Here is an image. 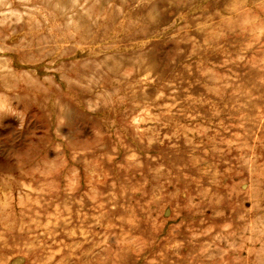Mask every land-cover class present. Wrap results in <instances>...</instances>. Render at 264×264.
I'll list each match as a JSON object with an SVG mask.
<instances>
[{"label":"rangeland","instance_id":"1","mask_svg":"<svg viewBox=\"0 0 264 264\" xmlns=\"http://www.w3.org/2000/svg\"><path fill=\"white\" fill-rule=\"evenodd\" d=\"M0 264H264V0H0Z\"/></svg>","mask_w":264,"mask_h":264}]
</instances>
